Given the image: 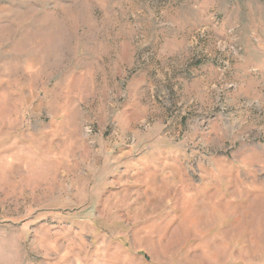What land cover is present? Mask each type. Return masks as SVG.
Here are the masks:
<instances>
[{"label": "rangeland", "instance_id": "374dc122", "mask_svg": "<svg viewBox=\"0 0 264 264\" xmlns=\"http://www.w3.org/2000/svg\"><path fill=\"white\" fill-rule=\"evenodd\" d=\"M0 264H264V0H0Z\"/></svg>", "mask_w": 264, "mask_h": 264}]
</instances>
